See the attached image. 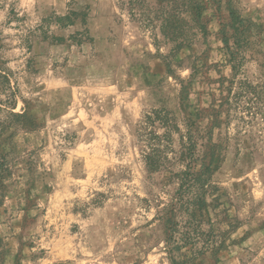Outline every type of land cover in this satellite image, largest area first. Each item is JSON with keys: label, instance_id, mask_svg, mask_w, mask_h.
<instances>
[{"label": "rangeland", "instance_id": "374dc122", "mask_svg": "<svg viewBox=\"0 0 264 264\" xmlns=\"http://www.w3.org/2000/svg\"><path fill=\"white\" fill-rule=\"evenodd\" d=\"M198 1L208 34L173 52L143 18L155 0H0V67L17 97L0 92V121L21 115L0 139V264H170L156 201L176 183L146 168L145 116L183 118V87L190 112L208 110L234 79L231 51L264 99V0ZM214 139L218 264H264V108Z\"/></svg>", "mask_w": 264, "mask_h": 264}, {"label": "trees", "instance_id": "16d2710c", "mask_svg": "<svg viewBox=\"0 0 264 264\" xmlns=\"http://www.w3.org/2000/svg\"><path fill=\"white\" fill-rule=\"evenodd\" d=\"M155 1V17L143 18L147 26L158 29L164 41L173 45V52L190 46L198 34H208L202 15L204 1ZM141 3L142 0H131L132 10H136ZM230 14L231 29L235 32L240 30L242 35L250 31L249 23L233 9H230ZM156 43L159 44L157 40ZM224 43L230 50L227 39ZM230 54L234 79L228 86H222L221 93L208 110L190 112V105H185L188 101L187 88L183 87V118L178 120L171 111L161 109L146 115L141 125L140 135L147 139L143 154L147 170L150 173L166 171L169 184L176 183L173 193L165 192L166 197L156 201L159 211L155 220L164 225L165 251L170 264H204L206 259H209V264H218L224 241H219L210 212L213 207L210 200H217L214 196L219 191L213 183V176L221 153L214 131L221 125L230 126L232 123H236L237 130L248 128L264 108L260 87L248 79H239L243 62L234 52ZM8 77L0 67V92H4L6 102L15 107L17 97ZM0 105H3L1 98ZM8 118L9 121H0V139L3 132L13 125L12 120L21 118V115L11 113ZM203 118L207 119L205 127L201 125ZM156 129L163 133L159 134ZM175 136L179 137V150L174 146ZM175 165L180 166L178 171L173 170Z\"/></svg>", "mask_w": 264, "mask_h": 264}]
</instances>
